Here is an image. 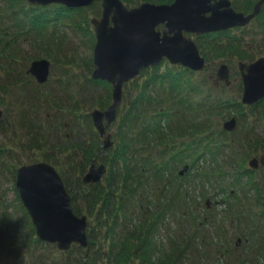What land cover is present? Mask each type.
Here are the masks:
<instances>
[{
	"label": "trees",
	"instance_id": "16d2710c",
	"mask_svg": "<svg viewBox=\"0 0 264 264\" xmlns=\"http://www.w3.org/2000/svg\"><path fill=\"white\" fill-rule=\"evenodd\" d=\"M121 1L126 7H133L143 2L161 4L172 0ZM242 2L239 6V2L233 1L237 10L251 9V0ZM91 14L100 15V5L96 2L87 8L73 9L58 4L32 6L25 0H3L0 4V60H3L0 61V69H12L9 62L15 59L14 44L24 36L30 38L31 44L36 48L26 57L28 62L47 59L56 67V63H62L67 58L66 50L60 43L59 37L62 35H58L57 23L73 27L75 34L90 36ZM62 19L64 22L60 21ZM50 26H54V33H50ZM222 42L219 39L215 43H209L206 38L197 42L206 63L224 59L227 47ZM90 66L93 67V64ZM161 67L165 70L160 72ZM151 69L153 72L147 76V82L141 84L137 77L130 84H125L132 86L136 95L128 97L124 106L126 109L120 114L119 109L124 104L125 95L122 93V103L117 109L115 120V145L107 149L102 147L103 140L91 124L89 113L82 112L81 100H76L66 111L63 110L65 103L61 98L56 99L54 96L52 102L47 101L46 108L55 109L57 113L53 116V121L56 132L59 131L60 135L55 137V144L46 143L50 150L39 160L57 168L61 166L58 172L71 196L73 212L78 216L88 217V245L85 248L77 245L73 249L72 246L76 245L73 244L70 249L62 252L65 255L56 264H183L191 255L192 264H264V209L261 194H254L253 189L249 190L258 201L255 209L245 210L240 199L230 201L231 198H236L237 192L238 195H243L242 190L246 185L243 174V178L236 179L231 188L219 187L222 199L213 206L216 209L224 205L220 210V214H224L221 219L217 218V210L210 214L212 210L208 204H200L198 189L182 184L179 188L173 187L171 176L168 177L173 165L187 161L196 165L206 157L209 160V156L220 151L225 143L220 136L217 141H212V136L208 135L210 128L204 121L190 123L193 141L182 142V147L177 148L175 142L170 141L173 134L169 117H184L182 113H178L180 108L187 107L190 110V100L187 98L191 85L185 83L182 76L186 72H192L170 65L166 60L144 69L145 73ZM86 82L92 88L91 92L98 88L104 90L97 106L93 104V108L96 106L94 109H107L112 102L111 86L104 81H92L89 78ZM37 85V89L41 87ZM68 87L71 84H63L62 91ZM36 90L33 91V96L41 101ZM152 90L155 92H152L153 97L150 96ZM159 92H166L167 95L163 97ZM68 97L72 98V94ZM87 100L84 98V102ZM149 113L151 116L148 117ZM155 118V123L149 124L148 119ZM164 122L166 128L163 127ZM62 130L69 132L63 133ZM203 130L207 133L200 134L196 139L195 133ZM34 142V148L40 149L43 146L37 136ZM91 164H104L107 172L98 183L84 184L81 178ZM197 167L193 175H199L201 181H206L215 174L219 177L224 175L220 170L203 169L204 166L200 164ZM16 169L13 171V181ZM242 197L245 198V195ZM233 205L235 207H231ZM2 217L0 215V222H4ZM171 219L174 222L172 225ZM29 220L28 234L33 238L36 236L35 229ZM224 220L229 222L228 225ZM160 233L164 235L160 237ZM234 237H241L236 240L235 252L232 251ZM34 243L38 246H50L37 237Z\"/></svg>",
	"mask_w": 264,
	"mask_h": 264
},
{
	"label": "rangeland",
	"instance_id": "374dc122",
	"mask_svg": "<svg viewBox=\"0 0 264 264\" xmlns=\"http://www.w3.org/2000/svg\"><path fill=\"white\" fill-rule=\"evenodd\" d=\"M2 3L3 0H0V4ZM90 17H93V15L91 14ZM55 21H53V24ZM60 21L64 22L63 19ZM50 27V33H54L52 30L54 26ZM56 28L59 32L58 35H62L59 37L61 39L60 43L63 44L64 50H66L67 58L63 59L62 63H56V67L51 64L48 80L43 85L39 84L41 87L37 89L38 83L30 74L26 73L31 63L30 61L28 62L29 59L26 57L32 54L36 49L35 46L31 44V40L28 37H21L15 42V47L13 46L15 48V61L12 60L9 62V64L12 65V69H8L9 71L0 69V215L3 216L2 219L4 221L0 222V264H56V262L63 259L65 254L62 253L63 251L58 250L55 244L47 243L50 246H38L37 243H34L36 236L30 238L28 234L30 229L28 219L30 218L27 216L28 214L15 188L13 171L19 165L26 164V161H43L39 159L50 150L47 145L50 142L52 145L55 144V137L60 135L58 134L59 131L56 132L53 121V116L57 113H55V109L46 108L47 101L52 102L54 96L56 99L61 98L65 103L63 110L66 111L71 104L79 99L82 101V112L89 113L94 108H97L98 99L100 95L104 94L103 88H98L91 92L92 88H89L86 82L88 78L90 80V74L93 70H90V68H93L90 64L92 65V50L95 41L92 25L90 24L89 26L91 30L90 36H83L80 33L75 34L73 27L61 26L59 22ZM251 38L258 40L256 35L248 34L247 38L243 41L244 45L247 43L246 47H253L254 42H250L249 40ZM41 47L43 48V46ZM253 50L256 52L254 48ZM0 61L3 62V60ZM214 61H216L218 65L222 63L220 60ZM214 61L211 60L207 62V66L202 72H186L182 76L183 81L191 85L190 89H188L189 98H187L190 100V110H188L187 107L186 109L183 107L178 109V113H182L184 117H169L171 120L170 128L173 134L170 141L173 140L177 148L182 147V142L189 143L193 141L189 126L190 123L198 124L197 122L205 121L208 128H210L209 130L213 132V134L210 135L212 136V141H217V134L229 115L228 111L232 112L233 108H229L227 111V107L223 108L222 106L224 105L226 96L235 91H229L230 89L227 88L218 90L211 86L209 75L213 73ZM230 64H236V62ZM163 68L164 67L160 68V72L165 70ZM63 71H65V73ZM152 72V69L148 70L147 73L143 70L140 76L138 75L139 77L137 80L141 84L144 81L147 82V76ZM63 84H71V87L62 91ZM129 84L123 87L125 95H123L124 104H122L119 109L120 114L126 109L124 106L126 102H128V97L133 98L136 95V90L133 92L132 86ZM36 89L38 90L37 96L42 99L41 101H38L36 97L33 96V91ZM88 90L89 93H86ZM152 92L153 90L150 93L151 97H153V93H155ZM70 93L72 94V98L68 97ZM159 93L163 97L167 95L166 92ZM84 98L88 100L84 102ZM93 104L96 105L94 108ZM149 116H151V113L148 114V117ZM156 119L157 118L148 119L149 124L155 123ZM251 120H253V117L248 118V121ZM86 124L88 125L87 121ZM37 126H39L38 129L36 128ZM163 127L166 128L165 122ZM62 131L63 133L69 132V130ZM116 131L117 125L116 122H114L109 127V130H107L111 135V140L114 145V134ZM135 131L137 132L138 130ZM180 132H182V134H180ZM239 132L238 130L233 135L239 134ZM63 133L62 135H64ZM205 133H207L206 130L201 131V133L196 132L195 138L197 139L200 137V134L203 135ZM35 136L39 137L43 144L40 149L34 148ZM231 137H233L232 134L231 136H223L225 145L220 147V151L209 156V160L206 157L204 160H199L196 165H192L191 161L182 162L181 164L176 163L170 169L168 175V177L171 176L173 187L179 188V185L182 184L198 189L200 191V204L203 206L206 205L205 201L207 200L212 210L210 214H213L215 210H217V212H219L217 216L218 219L224 216V214H220V210L224 205L216 209L213 206L215 202L217 203L218 200L222 199L219 187L231 188V186L235 184L233 182L237 179L236 174L233 172L234 169L237 166L242 167L246 160L249 162L252 158V154L255 153L251 146H248L247 143L241 140L238 141L236 138L234 144L231 145ZM221 141L223 140L221 139ZM149 148L151 149L153 147ZM57 162L60 163V160H57ZM199 164L200 166H204L203 169L220 170L224 172V175L219 177L218 174H215L209 176L206 181H201V178H198L200 177L199 175H193L195 169H198L197 165ZM183 165H188L189 170L187 169L188 172L186 171L183 175H180L178 173H180V169L184 167ZM54 167L59 171L61 166H58V168L56 166ZM70 173H72V169ZM252 185V183H248L243 187L242 191L245 198H243L241 194L238 195L237 192L236 198H231L230 201L232 202L236 199H240L242 207L245 210L250 208L255 209V205L258 204V201H256L254 194L249 191ZM231 207L235 206L233 205ZM210 214H208V216H214ZM173 223L171 219L170 225ZM224 223L228 225L229 222L224 220ZM174 226L175 225H173V229ZM163 235L164 233H160V237ZM239 238L241 237H234L232 239V251L234 252L236 251L235 244ZM72 248L76 249L77 245L72 246ZM57 258L60 260H57ZM191 261L192 255L190 259L183 262V264H192Z\"/></svg>",
	"mask_w": 264,
	"mask_h": 264
},
{
	"label": "water",
	"instance_id": "95a60500",
	"mask_svg": "<svg viewBox=\"0 0 264 264\" xmlns=\"http://www.w3.org/2000/svg\"><path fill=\"white\" fill-rule=\"evenodd\" d=\"M32 6L58 4L67 8H86L100 2L102 16L92 18L94 46L93 70L90 80L104 81L112 88V102L105 110L89 112L92 125L103 140V148L113 145L106 130L115 122L122 103L123 86L138 77L142 69L170 65L190 71H202L205 59L193 35L221 31L247 25L259 13L263 1L244 15L231 7L230 0H174L170 4L143 2L127 8L121 0H25ZM163 25L162 29L158 27ZM186 34H189L188 36ZM51 63L38 59L30 63L26 73L38 84H44L50 74ZM242 102L253 104L264 98V59L244 65ZM227 66L219 65L217 78L224 79ZM232 119L224 124L234 127ZM184 166L180 175L186 172ZM107 172L104 164H91L82 176L84 184L98 183ZM15 188L35 229L36 237L67 251L73 244L88 245L86 215L78 216L71 207V196L56 168L45 161L26 163L16 169ZM209 206V202L206 201ZM262 206L264 208V199Z\"/></svg>",
	"mask_w": 264,
	"mask_h": 264
},
{
	"label": "flooded vegetation",
	"instance_id": "af4514ba",
	"mask_svg": "<svg viewBox=\"0 0 264 264\" xmlns=\"http://www.w3.org/2000/svg\"><path fill=\"white\" fill-rule=\"evenodd\" d=\"M171 2L161 3V4H170ZM234 2H239V6L242 5V0H230L231 7L237 11L241 12L244 15H247L252 12L254 6L261 0H251L252 7L250 10H237L236 4ZM261 5L259 13L245 26H236L229 29L221 30V31H212L209 33H203L199 35H193L194 41L197 44L198 41H202L205 38L209 43H215V41L222 39V43L227 47L226 55L223 60H220L227 66V73L224 79L217 78V71L219 65L214 61L213 73L209 75V80H211V86L215 89L222 90L224 88L230 89L229 91H235L234 93L227 95L225 98L224 105L222 107L233 108L232 112H229V117L227 116V120L225 119L222 128L218 132L217 136H220L222 140H224V135L232 136L230 138L231 145L236 141H243L247 143L248 146L252 147L254 154H252V158L249 162H245V164L241 167H236L234 169V173L237 176V179L243 178L245 176V183H252V188L254 194L258 193L262 196V203L264 199V98L259 100L253 104H245L242 102L243 92H244V80L243 74L246 73V66L243 67V71L241 70L240 64L249 65L255 62L258 59H264V0ZM100 5V15H95L90 17L100 19L102 16V7L100 2H96ZM154 3V2H151ZM28 4V3H27ZM156 4V3H155ZM238 6V4H237ZM135 7V6H133ZM127 8H132L127 7ZM73 9H81V8H73ZM89 20V24L90 23ZM159 29L163 28V25L158 27ZM248 34L256 35L257 39L251 38L250 42L253 43L252 46L244 45L243 41L247 38ZM187 36L189 34H186ZM253 48L256 50L254 52ZM199 49V48H198ZM251 49V50H249ZM200 51V50H199ZM201 54V53H200ZM203 56V55H201ZM204 57V56H203ZM205 59V57H204ZM236 64H230L235 63ZM206 59H205V67L206 68ZM204 69L202 71H204ZM142 69L141 71H143ZM140 71V72H141ZM202 71H191L192 73L202 72ZM139 77V76H138ZM137 78V77H136ZM35 80V79H34ZM134 80V79H133ZM132 81V80H131ZM129 83V82H128ZM233 88V89H232ZM253 117V120L248 121V118ZM234 120V127L231 130H226L224 128V124L230 120ZM109 128V127H108ZM240 131L239 134L233 135L236 131ZM213 134V132H209L208 135ZM243 174V175H242ZM263 207V206H262ZM264 209V208H263Z\"/></svg>",
	"mask_w": 264,
	"mask_h": 264
}]
</instances>
